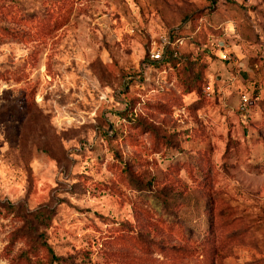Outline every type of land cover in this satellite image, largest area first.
Listing matches in <instances>:
<instances>
[{
	"label": "rangeland",
	"instance_id": "obj_1",
	"mask_svg": "<svg viewBox=\"0 0 264 264\" xmlns=\"http://www.w3.org/2000/svg\"><path fill=\"white\" fill-rule=\"evenodd\" d=\"M0 264H264V0H0Z\"/></svg>",
	"mask_w": 264,
	"mask_h": 264
},
{
	"label": "built area",
	"instance_id": "obj_2",
	"mask_svg": "<svg viewBox=\"0 0 264 264\" xmlns=\"http://www.w3.org/2000/svg\"><path fill=\"white\" fill-rule=\"evenodd\" d=\"M162 58V52L161 51H155L154 53L151 54V59L158 61ZM206 92L210 91L209 86L206 87ZM244 103H247V100L245 98H242Z\"/></svg>",
	"mask_w": 264,
	"mask_h": 264
},
{
	"label": "trees",
	"instance_id": "obj_3",
	"mask_svg": "<svg viewBox=\"0 0 264 264\" xmlns=\"http://www.w3.org/2000/svg\"><path fill=\"white\" fill-rule=\"evenodd\" d=\"M45 248H47V245H45ZM48 252L52 254V251L48 248ZM56 260V259H55Z\"/></svg>",
	"mask_w": 264,
	"mask_h": 264
}]
</instances>
